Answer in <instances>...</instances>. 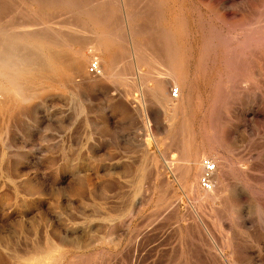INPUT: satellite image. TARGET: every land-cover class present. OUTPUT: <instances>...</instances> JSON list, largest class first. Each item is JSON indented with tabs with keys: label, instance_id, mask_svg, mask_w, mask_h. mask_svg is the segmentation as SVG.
Wrapping results in <instances>:
<instances>
[{
	"label": "rangeland",
	"instance_id": "1",
	"mask_svg": "<svg viewBox=\"0 0 264 264\" xmlns=\"http://www.w3.org/2000/svg\"><path fill=\"white\" fill-rule=\"evenodd\" d=\"M65 1L0 0V21L67 38L89 58L82 81L27 82L29 99L0 109V264H264V0ZM84 9L122 38L112 78L87 72L105 59ZM170 18L185 21L171 38L183 61L162 50ZM156 75L175 81L166 97ZM202 158L216 163L207 191Z\"/></svg>",
	"mask_w": 264,
	"mask_h": 264
},
{
	"label": "bare ground",
	"instance_id": "2",
	"mask_svg": "<svg viewBox=\"0 0 264 264\" xmlns=\"http://www.w3.org/2000/svg\"><path fill=\"white\" fill-rule=\"evenodd\" d=\"M67 1V0H66ZM65 1V2H66ZM83 1V0H82ZM126 2H127V0H125ZM134 1H136V0H134ZM145 1V0H144ZM173 1V0H172ZM178 1V0H177ZM182 1V0H181ZM72 2V1H71ZM85 2V1H84ZM150 2V1H149ZM163 2V1H162ZM57 3V2H56ZM62 3V2H61ZM73 3V2H72ZM76 3V2H75ZM83 3V2H82ZM88 3V2H87ZM86 3V4H87ZM93 3V2H92ZM136 3V2H135ZM144 3V2H143ZM147 3V2H146ZM145 3V4H146ZM173 3H175L174 1H173ZM67 4V3H66ZM90 4V3H89ZM112 4H113V2H112ZM137 4V3H136ZM79 5L81 6L82 4H80L79 3ZM78 5V6H79ZM138 5V4H137ZM148 5H150V3L148 4ZM175 5H178V4H175ZM183 5V4H182ZM68 6V5H67ZM70 6V5H69ZM75 6V5H74ZM77 6V7H78ZM79 6V7H80ZM76 6H75V8H77ZM79 7L77 8V9H79ZM82 7V6H81ZM86 7V6H85ZM84 7V8H85ZM106 7V6H105ZM151 7H153V6H151ZM171 7H174V6H172L171 5ZM10 8V7H9ZM15 8V7H14ZM104 8V7H103ZM116 8V7H115ZM132 8H134V7H132ZM131 8V9H132ZM192 8V7H191ZM76 9V10H77ZM81 9V8H80ZM88 9V8H87ZM90 9V8H89ZM88 9V10H89ZM107 10H108V8H106ZM106 9H104L105 11H107ZM130 9V10H131ZM144 9V8H143ZM173 9V8H172ZM14 10V9H13ZM66 10V9H65ZM84 10H86V9H84ZM119 10V9H118ZM127 10V9H126ZM139 10V9H138ZM150 10V9H149ZM0 11H2V10H0ZM6 11V10H5ZM4 11V12H5ZM15 11V10H14ZM59 11V10H58ZM132 11V10H131ZM131 11H129V14H131ZM137 11V10H136ZM136 11H134V9H133V12H135V14H137L136 13ZM146 11H147V9H146ZM170 11H171V9H170ZM175 11V10H174ZM3 12V13H4ZM9 12V11H8ZM20 12V11H19ZM61 12V11H60ZM66 12H67V10H66ZM73 12V11H72ZM71 12V13H72ZM79 12H80V10H79ZM86 12L87 13H85V18H86V20L89 22V23H92V25L94 26V29H95V31H94V35H95V39H94V35L92 36L93 37V39H92V41H94V44H93V46H95L97 49H100L101 50V52H102V56H103V58L105 59V63H102V61H101V59H99L98 57H96L95 58V62L98 64V67L100 66V68L102 69V72H101V70H100V73L98 74L99 76H105V77H113L114 76V74H113V72H112V70H114L113 68H116L115 66H114V64L116 63V65L118 64L117 62L119 61V60H121L122 59V57H123V59H125V55H124V53H123V50L122 49H124V48H122L121 49V47L122 46H120L121 44H120V38H121V36H120V34H119V32L118 33H116V34H114V32L112 33V31L110 30V23L109 22H111V21H109L107 18H105V16H106V14L104 15L103 14V12H101V10L100 11H97V12H101V13H92L91 11H87L86 10ZM126 12V11H125ZM140 12V11H139ZM173 12V11H172ZM172 12L170 13V14H172ZM254 12V11H253ZM263 12V11H262ZM2 13V12H1ZM2 13V14H3ZM7 13V12H6ZM13 13V12H12ZM17 13H18V11H17ZM21 13V12H20ZM19 13V14H20ZM26 13V12H25ZM71 13H69V14H71ZM84 13V12H83ZM144 13H145V11H144ZM169 13V12H168ZM5 14V13H4ZM9 15H10V13H8ZM7 14V15H8ZM48 14V13H47ZM64 14V13H63ZM75 14H77V12L75 13ZM99 14H102V15H100L99 16ZM126 14H127V12H126ZM150 14H153V13H150ZM150 14H148V15H150ZM188 14V13H187ZM187 14H185V15H187ZM8 15V16H9ZM18 15V14H17ZM32 15V14H31ZM49 15V14H48ZM47 15V16H48ZM51 15H53V14H51ZM50 15V16H51ZM117 15V14H116ZM116 15H114V16H116ZM134 15V14H133ZM145 15V14H144ZM147 15V14H146ZM189 15V14H188ZM194 15V14H193ZM4 16V15H3ZM8 16H7V18H8ZM25 16V15H24ZM34 16V15H33ZM68 16V15H67ZM102 16H104V17H102ZM112 16H113V14H112ZM119 16V15H118ZM121 16V15H120ZM127 16H128V14H127ZM126 16V18H128ZM5 17V16H4ZM12 16H10L8 19H6L5 21H0V109H9V108H11V107H13L14 108V105H16V104H18V103H20V101H24V100H27V99H29V96L28 95H25V92H24V90H25V88H26V85L28 86V84H25V83H27V82H29V83H31V84H34L35 82H43V80H48V81H67V80H73V79H76V80H79V82L80 81H82V79L84 78V75H85V64L88 62V60L87 59H89V58H85L84 57V55L82 54V52H81V50L78 48H76V50L75 49H73L72 51L71 50H69V49H67L66 48V39L67 38H62L61 36H59L58 34H57V36H59L60 38L58 39V38H56V39H54V38H50L49 37V35H48V37L46 36H43L45 33H43V35H42V33H40L41 31H30L29 29H27V28H25L24 26H25V24L23 25V28H21V27H19V29L18 30H22V31H17V29H15L14 28V26H13V24H12V20H10V18H11ZM16 17V16H15ZM28 17V16H27ZM37 17V16H36ZM39 17V16H38ZM37 17V18H38ZM72 18L74 17L73 15L71 16ZM117 17V16H116ZM138 17V16H137ZM140 17H142V15L140 16ZM147 17V16H146ZM152 17V16H151ZM169 17H171V16H169ZM182 17V16H181ZM184 17V16H183ZM195 17V16H194ZM203 17V16H202ZM112 18H114V17H112ZM133 18H134V16H133ZM132 18V19H133ZM142 18H144V17H142ZM150 18V17H149ZM200 18V17H199ZM246 18H248L247 16H246ZM258 18V17H257ZM12 19V18H11ZM26 19V18H25ZM32 19V18H31ZM49 19H50V17H49ZM52 20H53V18H51ZM50 19V20H51ZM59 19V18H58ZM61 19V18H60ZM136 19H138V18H136ZM146 19V18H145ZM204 19V18H203ZM213 19V18H212ZM2 20H3V18H2ZM14 20H15V18H14ZM28 22H29V20L28 19H26ZM50 21V22H55L56 23V20L54 21ZM75 20H77V18L75 19ZM78 20H79V18H78ZM113 20V19H112ZM117 20H120V19H117ZM139 20H140V18H139ZM152 20H154L153 18H152ZM156 20V19H155ZM170 21H169V31H167L166 30V33H165V35L167 36V35H169V37H170V39H168L167 37H165V39L167 40H164V42L163 41H160V42H162V43H164L163 45H164V47L162 48V50H165V52H167V61L169 60V62H170V60L172 59V61H174V57L176 56V55H178L179 56V58H180V60H182L183 59V55H184V46H183V44H175L174 42H173V39L171 40V38H172V36L173 35H176V37L178 38V40L179 39H182L183 38V36H184V34H186V32H184L185 31V29L182 27V23H184L183 21L181 22V19L179 18H177V19H173V18H170L169 19ZM255 20V19H254ZM258 20H259V18H258ZM44 21H47L48 22V17H47V19H45ZM68 21V20H67ZM74 21V20H73ZM132 21V20H131ZM203 21H205V20H203ZM250 21V20H249ZM264 21V20H263ZM20 22H22V21H20ZM19 21H18V23H20ZM63 22V21H62ZM75 22V21H74ZM81 22V21H80ZM133 22V21H132ZM147 22V21H146ZM150 22V21H149ZM147 23V24H150V23ZM188 22V21H187ZM199 22V21H198ZM261 22V21H260ZM14 23V22H13ZM16 23V22H15ZM17 23V24H18ZM52 23V24H53ZM54 23V24H55ZM60 23V22H59ZM66 23V22H65ZM79 23V22H78ZM87 23V22H86ZM152 23H154V22H152ZM202 23V22H201ZM48 24V23H47ZM52 24L50 23V26L51 27H49V28H52ZM61 24V23H60ZM62 24H64V23H62ZM61 24V25H62ZM67 24V23H66ZM122 24V23H121ZM144 24V23H143ZM251 24V23H250ZM254 24V23H253ZM263 24V23H262ZM19 25V24H18ZM41 25H43V24H41ZM68 25V24H67ZM79 25V24H78ZM78 25H77V27H78ZM115 25H118V23H116V24H114V27H115ZM133 25V24H132ZM146 25V24H145ZM151 25V24H150ZM189 25V24H188ZM209 25V24H208ZM259 25V24H258ZM264 25V24H263ZM22 26V25H21ZM48 26V25H47ZM64 26H66V25H64ZM63 26V27H64ZM71 26V25H70ZM83 26V25H82ZM118 26H120L121 27V25H118ZM117 26V27H118ZM136 26H137V24H136ZM144 26V25H143ZM199 25H197V27H198ZM205 26H207V25H205ZM16 27H17V25H16ZM80 27V26H79ZM84 27V26H83ZM133 27V26H132ZM131 27V28H132ZM155 27V26H154ZM246 27V26H245ZM259 27V26H258ZM264 27V26H263ZM56 28V27H55ZM58 28H59V26H58ZM65 28H68V27H64L63 29H65ZM85 28V27H84ZM88 28V27H87ZM119 28V27H118ZM138 28V31H139V27H137ZM136 28V29H137ZM142 28V27H141ZM153 28V27H152ZM152 28H149L150 30L152 29ZM167 28V27H166ZM186 28V27H185ZM189 28H190V26H189ZM215 28V27H214ZM221 28V27H220ZM34 30H35V28H33ZM42 29V28H41ZM63 29L60 31V32H63ZM86 29V28H85ZM112 29V28H111ZM114 29V28H113ZM112 29V30H113ZM128 29V28H127ZM134 29H135V27H134ZM143 29L145 30V28L143 27ZM158 29V28H157ZM159 29H160V27H159ZM184 29V30H183ZM222 29V28H221ZM256 29V28H255ZM258 29H260V28H258ZM50 30H54V32H55V29H50ZM50 30H49V32H50ZM74 30H76V29H74ZM82 30V29H81ZM87 30H89V29H87ZM147 30V32H149L148 31V29H146ZM164 30H165V28H164ZM196 30V29H195ZM214 30V29H213ZM226 30V29H225ZM261 30V29H260ZM263 30H264V28H263ZM48 31V30H47ZM66 31V30H65ZM70 31V30H69ZM79 31V30H78ZM83 31H86V30H83ZM152 31V30H151ZM158 31V30H157ZM156 31V32H157ZM204 31V30H203ZM207 31H208V29H207ZM221 31V30H220ZM223 31V30H222ZM258 31V30H257ZM59 32V31H58ZM77 32V31H76ZM117 32V31H116ZM135 31H133V33H134ZM146 32V31H145ZM156 32H155V34H154V37L156 36ZM261 32H262V30H261ZM264 32V31H263ZM68 33V32H67ZM78 33V32H77ZM80 33H81V31H80ZM83 33V32H82ZM85 34H86V32H84ZM132 33V32H131ZM137 33V32H136ZM140 34H142L141 32H139ZM150 33V32H149ZM160 33V32H159ZM158 33V34H159ZM200 33V32H199ZM211 33V32H210ZM219 33V32H218ZM235 33V32H234ZM259 33V32H258ZM55 34V33H54ZM64 34V33H63ZM70 34H72V33H70ZM92 34V33H91ZM140 34H139V36H140ZM144 34H146V33H144ZM144 34H142L140 37L141 38H143V40H142V42L144 41V40H147L146 39V37L144 38ZM153 34V33H152ZM163 34V33H162ZM194 34V33H193ZM201 34H203V32L201 31ZM224 34V33H223ZM229 34V33H228ZM51 35H52V32H51ZM56 35V34H55ZM77 35V34H76ZM76 35H75V37H76ZM89 35V34H88ZM122 35V34H121ZM137 35H138V33H137ZM146 35H149L148 33L146 34ZM164 35V34H163ZM233 35H235V34H233ZM233 35H232V37H233ZM237 35V34H236ZM68 36V35H67ZM66 36V37H67ZM79 36V35H78ZM81 36V35H80ZM87 36V35H86ZM91 36H89L90 38H91ZM224 36H225V34H224ZM64 37V36H63ZM123 37V36H122ZM134 37V36H133ZM149 37H153V35H151V36H149ZM148 37V38H149ZM162 37H164V36H162ZM231 37V38H232ZM239 37V36H238ZM237 37V38H238ZM69 38H71V37H69ZM90 38L88 39L87 38V40H90ZM156 38V42H157V37H155ZM158 38H161V34H160V36L158 37ZM202 38L203 37H201L200 39L202 40ZM208 38V37H207ZM220 38V37H219ZM231 38H229V39H231ZM234 38V37H233ZM244 38V37H243ZM74 39V38H73ZM81 39V38H80ZM84 39V38H83ZM86 39V38H85ZM122 39V38H121ZM138 39H140V38H138ZM137 39V40H138ZM150 39H154V38H150ZM149 39V40H150ZM204 39V38H203ZM211 39V38H210ZM242 39V38H241ZM246 39H247V37L245 38V41H246ZM78 40H79V38H78ZM126 40V39H125ZM160 40V39H159ZM234 39H232V41H233ZM235 40H239V39H235ZM71 41V40H70ZM140 41V40H139ZM155 41V40H154ZM195 41V40H194ZM205 41V40H204ZM210 41V40H209ZM214 41V40H213ZM222 41L223 40H221V42H220V44L222 43ZM231 41V42H232ZM73 42V41H72ZM78 42V41H77ZM135 42V41H134ZM150 42V41H149ZM148 42V43H149ZM159 42V41H158ZM178 42V41H177ZM230 42V43H231ZM235 42V41H234ZM240 42V41H239ZM89 43V42H88ZM91 43V42H90ZM123 43V42H122ZM132 43V42H131ZM146 43L147 42H143V44L145 45V47H147V48H151V46L149 47L148 45H146ZM147 43V44H148ZM152 43V42H151ZM162 43H160V44H162ZM193 43V42H192ZM202 43H203V41H202ZM233 43V42H232ZM236 43H237V41H236ZM86 44V43H85ZM139 44V43H138ZM142 44V43H141ZM140 44V45H141ZM142 44V45H143ZM159 44V45H160ZM189 44V43H188ZM241 44V43H240ZM244 44H245V42H244ZM123 45V44H122ZM137 45V44H136ZM144 45H143V48H145L144 47ZM149 45H150V43H149ZM200 45V44H199ZM237 45H238V43H237ZM86 46V45H85ZM160 46H162V45H160ZM203 46V45H202ZM233 46V45H232ZM241 46H242V44H241ZM68 47H71V46H68ZM91 47H92V45H91ZM138 47H141V46H138ZM201 47V46H200ZM218 47V46H217ZM142 48V47H141ZM155 48V47H154ZM154 48H152L153 50L151 51L150 49V51L155 55L157 52H158V50H159V53H161L160 51H161V48H157L158 50L157 51H154ZM204 48H205V46H204ZM221 50H222V45H221ZM224 48V47H223ZM253 47H251V49H252ZM82 50H83V48H81ZM138 49H140V48H138ZM146 49V48H145ZM145 49H143V50H135V48H134V50H132L131 49V51H132V53H133V51L135 52V57H134V59L135 60H137V59H139L140 61H143L144 60V58H142V54H144V52L147 50H145ZM203 49V48H202ZM210 49V48H209ZM243 49V48H242ZM206 50V49H205ZM213 50V49H212ZM220 49L219 50H217V51H221ZM228 50V49H227ZM232 50V49H231ZM250 50V49H249ZM253 50V49H252ZM128 50H126V52H127ZM148 51V50H147ZM146 51V52H147ZM199 51H200V49H199ZM198 51V52H199ZM223 51V53H226V52H224V50H222ZM251 51V50H250ZM249 51V52H250ZM146 52H145V54H146ZM149 52V51H148ZM232 52V51H231ZM245 52V51H244ZM252 52V51H251ZM127 53H129L130 54V51L129 52H127ZM131 53V54H132ZM195 53V52H194ZM220 54H221V52H219ZM218 53V54H219ZM145 54H144V56H145ZM202 54H204V51L202 52ZM217 54V55H218ZM220 54H219V56H220ZM227 54V53H226ZM243 54V53H242ZM147 55H148V53H147ZM146 55V56H147ZM152 55V54H151ZM153 55V57H155ZM161 55H162V53H161ZM163 55H165V54H163ZM131 56V55H130ZM136 56H138L137 58H136ZM150 56V55H149ZM160 56V54H158V56L157 57H159ZM222 56V55H221ZM127 57V56H126ZM148 57V56H147ZM151 57V56H150ZM162 57V56H161ZM197 57V56H196ZM234 57V56H233ZM258 57V56H257ZM160 58V57H159ZM165 58V57H164ZM204 58V57H203ZM230 58V57H229ZM122 59V60H123ZM126 59H128V57L126 58ZM130 59V58H129ZM128 59V60H129ZM149 59V58H148ZM148 59H146V61L148 60ZM161 59V58H160ZM162 59H163V57H162ZM224 59V58H223ZM228 59V58H227ZM235 59V58H234ZM118 60V61H117ZM152 60V59H151ZM159 60V59H158ZM179 60V61H180ZM183 60H185V58L183 59ZM182 60V61H183ZM203 60V59H202ZM238 60V59H237ZM237 60H236V62H237ZM241 60V59H240ZM127 61V60H126ZM153 61V60H152ZM151 61V62H152ZM159 61H161V60H159ZM163 61V60H162ZM162 61L160 62V63H162ZM167 61H163V62H167ZM199 61V60H198ZM230 61V60H229ZM128 62V61H127ZM168 62V63H169ZM193 62V61H192ZM227 62V61H226ZM233 62V61H232ZM231 62V63H232ZM242 62V61H241ZM129 63H131V62H129ZM156 63H157V61H156ZM167 63V64H168ZM172 63V62H171ZM183 63H185V62H183ZM197 63V62H196ZM240 63V62H239ZM124 64V63H123ZM149 64V63H148ZM186 64V63H185ZM184 64V65H185ZM230 64V63H229ZM228 64V65H229ZM241 64V63H240ZM146 65V64H145ZM155 66H156V64H154ZM168 65H170V64H168ZM172 65V64H171ZM170 65V66H171ZM198 65V64H197ZM123 66V65H122ZM148 66V65H147ZM119 67V66H118ZM121 67V66H120ZM126 67H127V65H126ZM129 67V66H128ZM151 67V66H150ZM185 67V66H184ZM221 67V66H220ZM99 68V69H100ZM155 68V67H154ZM159 67L157 66L156 67V69L155 70H157ZM170 67H168V69H169ZM198 68V67H197ZM245 68H246V66H245ZM118 70L117 71H119L120 70V72L122 71L120 68H117ZM123 69H125L126 70V68H123ZM207 69V68H206ZM128 70V69H127ZM148 70H150L149 68H148ZM154 70V69H153ZM158 70H160V69H158ZM157 70V71H158ZM163 70V69H162ZM170 70H171V68H170ZM179 70V69H178ZM185 70H187V68L185 69ZM184 70V71H185ZM195 70H196V68H195ZM198 70V69H197ZM129 71V70H128ZM193 71V70H192ZM120 72H118V73H120ZM126 72V71H125ZM153 72H155V71H153ZM170 72V71H169ZM162 73V72H161ZM165 73H166V67H165ZM168 73V72H167ZM178 73V72H177ZM185 73V72H184ZM187 73V72H186ZM193 73V72H192ZM121 74V73H120ZM123 74H124V72H123ZM129 74V73H128ZM162 74H164V73H162ZM92 76V75H91ZM162 76V75H161ZM163 76H165V74L163 75ZM162 76V77H163ZM176 76H177V74H176ZM118 77V76H117ZM154 77V76H153ZM158 77H159V79L160 78H162V77H160V76H158V75H156L155 76V78H157L158 79ZM171 77V76H170ZM178 77V76H177ZM177 77H176V79H177ZM200 77V76H199ZM90 78V77H89ZM121 78V77H120ZM164 78V77H163ZM93 79V78H92ZM165 79V78H164ZM85 81V80H84ZM156 81V80H155ZM171 81V80H170ZM190 81V80H189ZM49 83V82H48ZM58 83V82H57ZM60 83V82H59ZM171 82H169V81H166V79L165 80H162L161 81V79H160V81H158L157 82V89H156V93H158V95L160 96V97H166V92H167V88L170 86L169 84H170ZM172 83L174 84L175 83V81H173L172 80ZM172 83H171V85H172ZM30 84V85H31ZM37 84V83H36ZM53 84H54V82H53ZM63 84H65V82L63 83ZM190 84V83H189ZM192 84V83H191ZM40 85V84H39ZM155 85V84H154ZM32 86V85H31ZM38 86V85H37ZM43 86V85H42ZM53 86V85H52ZM173 86H175V90H176V94L175 95H173L172 94V89H171V94H170V97L171 96H173V97H178L180 94H179V91L181 92V86L179 87V85H178V83H176L175 85H173ZM191 87V86H190ZM28 88V87H27ZM38 88V87H37ZM49 88V87H48ZM174 88V87H173ZM186 88V87H185ZM32 90V89H31ZM60 90V89H59ZM68 91V90H67ZM150 92V94H152L151 93V91H149ZM34 93V92H33ZM165 94V95H164ZM154 95H155V93H154ZM153 95V96H154ZM190 95V94H189ZM168 96V95H167ZM206 96V95H205ZM156 97H158V96H156ZM191 97V96H190ZM86 98V97H85ZM209 98V97H208ZM156 99H158V98H156ZM166 99V98H165ZM166 100H168V99H166ZM173 100V99H172ZM165 101V100H164ZM204 101H206V100H204ZM162 102V101H161ZM167 102V101H166ZM207 102V101H206ZM167 104V103H166ZM171 105V104H170ZM192 105V104H191ZM162 106V105H161ZM171 107H174L173 105L171 106ZM164 110V109H163ZM194 110V109H193ZM175 111V110H174ZM3 112V111H2ZM6 113V112H5ZM175 113V112H174ZM188 114V113H187ZM7 115H8V112H7ZM172 115H174V114H171L170 116H169V118H172V117H174V116H172ZM191 116V115H190ZM199 116V115H198ZM176 117V116H175ZM194 118V117H193ZM169 120V119H168ZM148 123V122H147ZM168 125V124H167ZM216 125V124H215ZM148 126V125H147ZM169 127V126H168ZM170 127H171V125H170ZM146 128V127H145ZM219 129V128H218ZM181 136V135H180ZM3 138V137H2ZM181 138V137H180ZM176 140H178V138L176 139ZM168 142V141H167ZM171 143V142H170ZM176 143V142H175ZM174 143V144H175ZM167 144V143H166ZM178 143H176L175 145H177ZM172 146V143L170 144V147ZM180 146V145H179ZM173 148H174V146H173ZM178 148H180V147H178ZM178 148H176V149H178ZM172 150V149H171ZM175 150V149H174ZM174 153V152H173ZM173 157V156H172ZM171 158V157H170ZM193 160H195V159H193ZM167 161H164V163H166ZM189 162H190V160H189ZM194 162V161H193ZM200 162H201V160H200ZM168 163H170V162H167L166 164H168ZM186 165V164H185ZM168 166V165H167ZM187 166V165H186ZM201 167V166H200ZM186 168V167H185ZM201 173V172H200ZM215 171H214V179H215ZM146 177H148V176H146ZM150 178V177H149ZM213 187V186H212ZM53 252V251H52ZM56 256V255H55ZM44 257H46V256H44ZM47 257H48V255H47ZM51 257V256H50ZM49 257V258H50ZM54 257V256H53ZM42 260H43V258H42ZM44 261V260H43ZM39 264H41L40 262V259H39ZM38 262L36 263V264H38ZM31 264H33V263H31ZM44 264V263H43Z\"/></svg>",
	"mask_w": 264,
	"mask_h": 264
},
{
	"label": "built area",
	"instance_id": "3",
	"mask_svg": "<svg viewBox=\"0 0 264 264\" xmlns=\"http://www.w3.org/2000/svg\"><path fill=\"white\" fill-rule=\"evenodd\" d=\"M87 72L93 75L99 74L98 64L95 61H91L87 66ZM172 94H176L175 89H173ZM200 166L201 173L198 177V185L204 191L210 190L212 188L211 178L216 169V163L211 158H202Z\"/></svg>",
	"mask_w": 264,
	"mask_h": 264
}]
</instances>
